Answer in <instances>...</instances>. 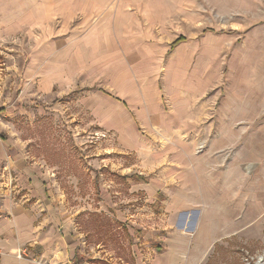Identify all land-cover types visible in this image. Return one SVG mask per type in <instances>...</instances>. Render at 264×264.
I'll list each match as a JSON object with an SVG mask.
<instances>
[{
    "label": "rangeland",
    "instance_id": "374dc122",
    "mask_svg": "<svg viewBox=\"0 0 264 264\" xmlns=\"http://www.w3.org/2000/svg\"><path fill=\"white\" fill-rule=\"evenodd\" d=\"M9 199L59 264H264V0H0Z\"/></svg>",
    "mask_w": 264,
    "mask_h": 264
},
{
    "label": "crops",
    "instance_id": "0c3cea01",
    "mask_svg": "<svg viewBox=\"0 0 264 264\" xmlns=\"http://www.w3.org/2000/svg\"><path fill=\"white\" fill-rule=\"evenodd\" d=\"M139 257L131 264H154L151 259L148 261L149 256ZM57 259L60 257L54 246L47 249L34 230L24 201L9 199L0 205V264H56Z\"/></svg>",
    "mask_w": 264,
    "mask_h": 264
},
{
    "label": "trees",
    "instance_id": "16d2710c",
    "mask_svg": "<svg viewBox=\"0 0 264 264\" xmlns=\"http://www.w3.org/2000/svg\"><path fill=\"white\" fill-rule=\"evenodd\" d=\"M184 41H185V38L180 37V38H178L177 40H175V41L173 42L172 47L177 46L178 44H181V43H183Z\"/></svg>",
    "mask_w": 264,
    "mask_h": 264
},
{
    "label": "built area",
    "instance_id": "2783aa9c",
    "mask_svg": "<svg viewBox=\"0 0 264 264\" xmlns=\"http://www.w3.org/2000/svg\"><path fill=\"white\" fill-rule=\"evenodd\" d=\"M39 264H53V263H48V262H40Z\"/></svg>",
    "mask_w": 264,
    "mask_h": 264
}]
</instances>
